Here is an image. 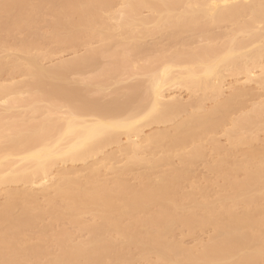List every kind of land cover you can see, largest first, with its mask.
Listing matches in <instances>:
<instances>
[{
  "label": "bare ground",
  "instance_id": "6f19581e",
  "mask_svg": "<svg viewBox=\"0 0 264 264\" xmlns=\"http://www.w3.org/2000/svg\"><path fill=\"white\" fill-rule=\"evenodd\" d=\"M261 4L0 0V52L21 54L0 72L25 78L0 85V264H264ZM53 44L86 53L48 67ZM154 124L171 126L144 135Z\"/></svg>",
  "mask_w": 264,
  "mask_h": 264
},
{
  "label": "rangeland",
  "instance_id": "374dc122",
  "mask_svg": "<svg viewBox=\"0 0 264 264\" xmlns=\"http://www.w3.org/2000/svg\"><path fill=\"white\" fill-rule=\"evenodd\" d=\"M144 15L145 16H148L149 13L148 12H145ZM44 18L47 21H49V22L51 21V17H49V16H46L45 15ZM49 22H47V23H49ZM47 23L45 21V24L46 25H47ZM231 26L232 25L226 26V27H224L220 31H230V30H232V27ZM46 28H47V26L44 29L46 30ZM47 30H48V28H47ZM25 34H26L25 32H23V33H21V32H14V37L9 41L10 47L15 46L14 44H17V43L19 44L23 39H26L27 34L26 35ZM196 38L197 37H194V39H196ZM152 42L154 43V40H149V43L150 44H153ZM162 44L165 45L166 48H168V49L169 48H172V49L174 48V46L172 44L169 45V42H167V41H164ZM94 46L95 47H98L99 44H95ZM51 50L54 51V54L51 55L50 59H47V60L44 61V64L46 66H48V67H50L52 65H56L57 63H60L61 61H69V60H71V59H73V58H75L77 56L84 55L86 53L85 52L86 51V48H84L83 46L74 48V47H63L61 45L53 44V45H46V46L43 47V53H47V52H49ZM10 53H12V51H11V49L9 50L8 48H6V49H4V51L0 52V61L3 58H4L3 60H5V58H7ZM17 53L19 54V52L14 51V53H13L14 55L13 56L16 57V55H18ZM146 54H148V55L151 54L152 56H156V53H151L150 52V53H146ZM153 54H155V55H153ZM10 55L12 56V54H10ZM19 55H21V54H19ZM9 59L6 60V61H8L7 68L11 70L12 69V66H13V63L12 62H9ZM105 61L108 62L109 59H106ZM105 61H103V62L106 63ZM144 63L145 62H142L140 65H145ZM127 72H131V69H128ZM12 77H13V75H11L8 71L0 72V85L1 84L18 83V82H22V81L25 80V78L20 77L18 75L15 76L16 78L14 80H11ZM121 79L127 80V83L126 84H130V83H133L134 81H136L135 78L129 79L128 74H124L123 77H121ZM235 80H236V78H234V77H229V76L227 77V80H226V83L227 84H226V87H225V90H224V96H223V98H227L228 95H230V93L232 92L231 90H233V87H234L233 85H236V84H234L235 83ZM229 83H231V84H229ZM259 92L261 93V91H259ZM171 93L174 95V97H178L179 96L178 98L179 99H183L182 101H185V103L186 102H189V100L191 98L190 97L191 95L189 93H187V91H185L184 89H182L180 87L179 88L178 87H175L173 89V92L171 91ZM24 96H27V94H25ZM108 99H110V97H108L107 100ZM254 103H256V101H248L246 103V105L249 107V109H251V107H252V105ZM212 105H213V102L212 101H207L204 110L209 109ZM240 114L241 113H238L236 116H238ZM170 126L171 125H168V124L167 125H155L154 124L152 126H149V127L145 128L144 135H148V134L154 133L156 131H159L161 129H165V127L166 128H169ZM214 137L217 138V139H219L220 140V143L222 145H225V146L228 145V142L225 140L226 138L224 137L223 133L216 134ZM125 140L126 139H123V143L125 142ZM258 144H259L258 147H261L264 144V133H259V143ZM205 147H206V153L208 155V159L217 158L219 156V155H217L216 151H213L211 149V147L208 145V143H205ZM116 148L117 147L112 146V148L110 147V148H108L106 150V153L109 154V153H113L115 151L117 152V149ZM174 163L177 164L178 163V160L175 159L174 160ZM122 164H120V165H122ZM82 166H84V165L83 164H81V165L78 164V165H75V167H73V168L80 169V168H83ZM69 167H71V166H69ZM129 178H131V183L137 184V181L136 180H133L131 176ZM200 178H202V180L203 179L214 180L216 177H215L214 174H210L208 172V170L205 167V164H201V165H199L198 170H197V180H199ZM215 180L212 181L213 182V185H214ZM212 190H214L216 192L217 191H220V189L217 187V184H215V186L213 187ZM2 198L0 197L1 200H3ZM46 222L48 223L49 221L47 220ZM63 227H65V228L68 229V228H70V225L69 224H64ZM74 230H75V233L79 234L76 231V229H74ZM211 234H212V231L209 230L208 232L206 231V232L201 233L202 236H199L200 237L199 240H195L192 237H189V238L187 237V238L184 239V242H185V244L187 246L195 247L201 241H203V243H206L210 239ZM80 236H82L81 237V240L82 239L85 240L88 237L86 234L80 235Z\"/></svg>",
  "mask_w": 264,
  "mask_h": 264
},
{
  "label": "snow or ice",
  "instance_id": "6c2138e0",
  "mask_svg": "<svg viewBox=\"0 0 264 264\" xmlns=\"http://www.w3.org/2000/svg\"><path fill=\"white\" fill-rule=\"evenodd\" d=\"M262 8H264V0H262V4H261ZM187 8H200V7H204L202 5H187L185 6ZM211 7H216L215 5L211 6ZM261 256L264 257V242H262V247H261ZM223 264H239L238 261H226L223 262Z\"/></svg>",
  "mask_w": 264,
  "mask_h": 264
}]
</instances>
